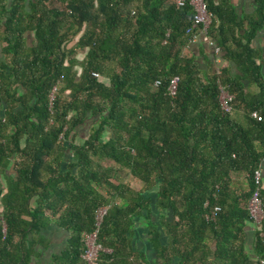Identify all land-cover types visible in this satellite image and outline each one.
I'll list each match as a JSON object with an SVG mask.
<instances>
[{"label":"trees","instance_id":"obj_1","mask_svg":"<svg viewBox=\"0 0 264 264\" xmlns=\"http://www.w3.org/2000/svg\"><path fill=\"white\" fill-rule=\"evenodd\" d=\"M189 1L0 0V264H47L51 225L49 264L93 233L97 264H264V0H204L218 64Z\"/></svg>","mask_w":264,"mask_h":264},{"label":"built area","instance_id":"obj_2","mask_svg":"<svg viewBox=\"0 0 264 264\" xmlns=\"http://www.w3.org/2000/svg\"><path fill=\"white\" fill-rule=\"evenodd\" d=\"M176 3L177 7H183L186 4V0H173ZM189 4L192 6L194 12H195V23L200 26L199 31L196 34H193L191 38V43L196 42L199 37H206L207 36V31L208 27L211 23V15L208 13L206 4L204 0H190ZM208 45H210L213 48V51L216 55L220 53L219 47L211 40L208 39ZM94 77H98V74L93 73ZM177 82L178 79L174 78L171 81V84L168 88V91L170 94H175L176 88H177ZM158 85L159 82H156ZM231 100V97L225 93L224 91L221 90L220 94V105L223 111L229 112L230 107H229V102ZM253 118L256 120H261V116L255 111L251 114ZM264 162V159H263ZM261 177H262V171L260 168H258L254 172V183H255V192L252 198L249 201L248 204V211L249 215L252 219V223L254 225H258L264 216L263 213V208L264 204L262 200L259 197V190L261 186ZM215 210H219V208H215ZM105 213V209H100L97 212V225H99L102 216ZM85 251L82 255V259L87 263V264H97V259L99 257L100 252H109L106 249H103L101 245H99L96 242V233L93 234H86L85 235Z\"/></svg>","mask_w":264,"mask_h":264},{"label":"crops","instance_id":"obj_3","mask_svg":"<svg viewBox=\"0 0 264 264\" xmlns=\"http://www.w3.org/2000/svg\"><path fill=\"white\" fill-rule=\"evenodd\" d=\"M233 2H234V5L238 7V9L244 10V11H250L251 5L253 3L252 0H233ZM201 37H199L196 42L190 43L188 48L195 55H197L201 61L203 59L199 56L200 50H202L203 53L206 55V57L209 59L215 56V64L220 63V60L219 58H217V55L214 53L213 48L210 45H208V41H206L207 43H204L201 40ZM200 44H204V46H201ZM253 44L264 50V29L257 34ZM263 74H264V68H263ZM260 169L262 171L261 184L264 189V162L263 161H262ZM255 227L256 226L253 223L248 225L247 234H248L249 242H251L252 234L255 230ZM44 236L48 238V240L50 241V247L48 250H45V252L42 255V259L44 263L49 264L51 255L55 253H59L65 246L66 240L68 238V234L64 232L63 230L55 227L54 225H51L50 229L44 233Z\"/></svg>","mask_w":264,"mask_h":264},{"label":"rangeland","instance_id":"obj_4","mask_svg":"<svg viewBox=\"0 0 264 264\" xmlns=\"http://www.w3.org/2000/svg\"><path fill=\"white\" fill-rule=\"evenodd\" d=\"M79 58L81 59L82 58V55H79ZM135 185V187H138L140 184L138 182H134L133 183ZM141 245V243L139 244V246Z\"/></svg>","mask_w":264,"mask_h":264}]
</instances>
